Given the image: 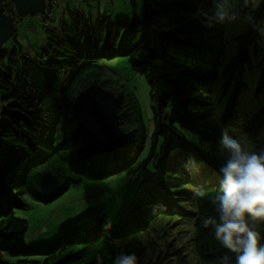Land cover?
<instances>
[{
	"label": "trees",
	"instance_id": "obj_1",
	"mask_svg": "<svg viewBox=\"0 0 264 264\" xmlns=\"http://www.w3.org/2000/svg\"><path fill=\"white\" fill-rule=\"evenodd\" d=\"M3 1L5 13L12 15L18 28V21L26 16L17 13L13 0ZM61 2L52 8L49 3V12L40 17L45 27L42 32L47 35L41 49L27 48L19 41L17 29L0 51V185L14 178L20 164L24 169L21 183L14 189L19 190L16 199L26 195L42 203L83 186L85 178L103 180L150 171L151 180H156L144 185L143 201H131L123 219H112L102 208L90 205L94 209L82 225H65L62 233L49 239L46 234L41 239V235L42 242L33 245L24 240L29 221L17 215L16 209L26 208L18 201L13 214L0 218V264H74L68 255L80 258L79 252L84 257L75 264H115L116 256L129 253L134 245L130 241L137 233L134 225L147 230L177 216L196 220L190 231L185 230L184 242L196 250L202 264H219L217 254H209L219 248L214 229L202 223L203 217L216 215L209 197L219 188L192 187L197 177L191 176L203 175L204 167L199 173L187 167L186 150L189 145V152L195 149L187 137L199 134L208 140L205 150L213 162L206 160L204 166L219 170L224 155L217 136L222 121L214 113L216 107L226 105L237 112L249 89L248 71L258 68L261 72L257 95L264 82V0L256 8H252L256 0L250 8L239 0V13L253 16L238 36L236 51L225 48L224 32L216 20L209 19L212 0H131L130 15L116 13V19L113 6L104 9L107 0ZM118 56L128 57L133 71L147 80L152 123H147L141 102L128 86H117L115 78L100 81L99 85L119 98L117 112L127 141L116 152L96 160L75 133L73 103L79 93L96 84L88 79L106 74L102 60ZM197 109L211 116L200 123L195 114L188 115V110ZM237 128L241 129L237 137L256 149L264 148V106L232 132ZM45 170L63 179L57 196L43 195L38 188V177ZM210 180L216 182L214 177ZM198 187L206 192L204 199L194 197ZM181 195L186 204L177 210ZM3 197L0 206L9 201ZM163 197L167 203H162ZM70 238H83L85 243L67 245ZM54 246L57 251L53 254L42 252L52 251Z\"/></svg>",
	"mask_w": 264,
	"mask_h": 264
},
{
	"label": "clouds",
	"instance_id": "obj_2",
	"mask_svg": "<svg viewBox=\"0 0 264 264\" xmlns=\"http://www.w3.org/2000/svg\"><path fill=\"white\" fill-rule=\"evenodd\" d=\"M58 1L59 0H46L47 8L45 13L42 15H38L37 17L44 16L47 12H49L48 11L49 3L51 4V8H52V5L56 4ZM238 2L239 0H237V3ZM252 2L253 0H242L243 7L250 8L252 6ZM260 2L261 0H256L252 8H256ZM212 3H213V9H212L213 14L209 16V19H214L221 24L226 23L228 21H235L238 19L239 11L237 9L236 3H234L233 0H212ZM3 7L5 13L4 1H3ZM15 10H16V6H15ZM246 19L251 21L252 16L249 14L246 16ZM42 28L43 29L45 28L44 25ZM94 85H99V84H94ZM263 93H264V82H262L260 86L259 95ZM190 113L191 115L195 114L194 119L198 120L200 123L204 122L205 117L211 116L210 113L209 115H205L203 109L202 110L197 109L196 111L188 110L189 116ZM197 113H201L202 115H198ZM214 113L222 121L221 126L219 127L220 132H218L217 136L219 137V135L221 134V137L219 138L221 145V153L222 155H224V157L221 162L222 164L220 165L219 170L215 168L210 169L209 167L204 166V162L206 160L211 161L210 159L207 158L208 150H205V146H206L205 141L208 142V140H205L199 134H189V137H187L188 140L190 141V144H193L195 149L192 148L194 150L193 153L189 152L188 150L189 148H191V145H189L188 150H186L187 157L185 160L187 163H189L187 166L189 170H193L194 173H199L200 168L204 167V169H202L204 171L203 175L199 174V176L198 175L196 176V174H194L195 176H191L193 178L197 177L195 181L192 183V187L214 185L216 186L217 189L219 188L218 191H216L213 195L209 197L212 205L214 206L216 215L206 216L202 218L203 226L204 227L212 226L214 229L215 238L218 240L217 241L219 246L218 250L209 254L210 255L217 254L218 263H219L220 255L222 254L221 252L225 251L226 253H228V255L226 254L223 257V264H264V243H261L260 240L258 239L260 232V225L258 221L264 222V148L256 149L245 138L237 137L236 134L240 133L241 131L240 128H237L236 131L232 132L234 127L236 126L240 127L241 124L249 120L253 114L247 119L238 120L239 110L238 113L237 112L233 113L229 109V107L226 108V105L225 107L217 106ZM108 152H116V151H108ZM87 153L90 154L88 150ZM200 154H202L203 156ZM90 155L93 157V159L95 158L97 160L102 155H104V153L98 156L93 154ZM193 165L195 166L194 169H193ZM2 169H3V164H2ZM2 169H1V174H2ZM23 169H24V165L22 166L20 164V166L17 168L14 174V178L13 179L10 178L5 183L0 185V201L4 199L3 196L8 197L9 199V201H7L6 203H2L0 206V218H4L7 217L9 214H13L15 208H19L18 201H20L22 205H25L26 208L16 209L17 215L21 211H29L32 209L31 203L27 201V196L23 195L19 200H17L16 194L18 193L19 190L14 191V189L21 183ZM45 171H51V170H45ZM58 175L61 177L60 174ZM136 176L138 175H134V176L130 175L128 176V178L136 177ZM168 176L169 175H167L166 178L169 181L171 179V176L169 177ZM213 177L216 179V182L214 183L210 180ZM109 179H113V178H106L103 180H109ZM61 180L63 183L62 177ZM152 180H156V179H152ZM152 180L151 177H147L144 178L139 183V186L136 190L133 199L134 201L136 200V203L143 201V197H142L143 187L145 184L149 183ZM142 184L143 186H141ZM63 185L64 184H62V187ZM62 187L57 192L61 191ZM38 188H39V184H38ZM154 190L156 196V186ZM57 192L52 195L43 194L42 192L41 193L46 196H53L56 195ZM64 192L65 191H63L62 194ZM6 193H9V195H6ZM170 194H174V193H170ZM205 196H206V192L202 188L198 187L194 189L195 198L204 199ZM176 202H179L181 204V207L177 208L178 210L182 207H185L186 199L181 195V197L178 198ZM38 203H42V202H38ZM162 203H167L164 200V197L162 199ZM130 204L128 205L125 212L129 211L128 208ZM162 207L164 210H166L165 206L162 205ZM123 215L124 214H122V217L120 219H123ZM172 219L177 220V222L174 223L176 225L184 223L190 226L191 228L194 227V224L196 222L195 219H191V220L188 219L187 221H184L185 219L177 216V217H169L168 219H164L162 221L157 222L153 227L155 229L150 228L147 230H143V229H139L136 225H134L133 229L137 231V233H135L130 237V241L134 245L131 247V251L129 253L122 251L121 254H118L116 256L115 264H140L142 263V260L139 259L138 256L144 252L149 253V251H152L153 253L156 247H158L159 249L158 251L159 254L161 255V260H162L165 255L166 256L169 255L167 254V248L171 247V245L177 244L180 246V248H183V246L187 245L185 242H183L182 246L180 244L182 241L181 239L184 238L185 236V229L183 230L178 229V231H175L173 235H170L169 228L166 227V225L170 223L165 221ZM82 224L83 223H80V225ZM158 224L161 227H158ZM59 227L62 226L59 225ZM165 228L166 231L164 230ZM57 229L50 234H46V233L38 234L31 240L26 239L25 237L27 233L26 231L24 234V240L29 245L39 244L42 242L39 241L41 235L46 234L47 238L49 239L51 237H54L62 233L64 227L58 233H56ZM161 233L164 234V237L166 239L164 248L163 246L159 245V241H158V239H160ZM91 234L92 236H95L93 233ZM84 240L85 239L83 238L80 239L70 238V240L68 241L66 240V243L67 245H78V244H84L85 243ZM53 250L52 251L47 250L42 252L49 255L53 254L54 252L57 251L55 249V246ZM189 251L192 252L190 253L192 255L191 258L196 260L197 264H202L201 260L198 258L196 254V250L191 246H189ZM162 254L165 255L162 256ZM77 255H79L80 258L84 257L82 252H79V254ZM68 256H69V260L72 261L74 264L80 259L72 255H68Z\"/></svg>",
	"mask_w": 264,
	"mask_h": 264
},
{
	"label": "rangeland",
	"instance_id": "obj_3",
	"mask_svg": "<svg viewBox=\"0 0 264 264\" xmlns=\"http://www.w3.org/2000/svg\"><path fill=\"white\" fill-rule=\"evenodd\" d=\"M131 0H107L103 6L105 10H111V6L115 10L113 16L116 19V13L121 16H127L131 13ZM238 6L240 2L233 0ZM65 0H62L61 4H65ZM76 5V4H75ZM213 9V4H212ZM112 11V15H113ZM248 14L239 13V17L235 21H228L226 23H218L219 28L224 32L225 48L228 51H236L238 46V36L242 34L248 24L246 16ZM251 16L252 13L250 14ZM140 16V14H139ZM44 22L37 16H26L23 21H18L19 32L17 33L19 41L25 43L27 48L34 46L41 49V44H45L46 34H43L42 27ZM32 45V46H31ZM261 47L264 48V33L261 40ZM228 58H232L229 55ZM102 62L105 65L104 71L106 74L103 77L93 76L88 79L92 83L99 84L106 79L115 78L119 84H122L124 89L127 86L135 92L137 98L141 102L145 118L147 123H152V110H151V89L144 75L133 71L130 61L126 56H118L113 60L103 59ZM260 70L258 68L248 71L247 81L249 83V89L246 90L241 97V106L238 107V120H244L254 114L258 109L264 105V93L257 95V87L260 80ZM221 137V134L219 135ZM261 139H264V129L261 132ZM152 172L142 171L136 177H130L126 174H121L113 179L109 180H92L85 178V184L83 186L72 187L68 191H65L55 200L49 203H38L33 198H27V201L31 203L32 209L29 211H21L19 216L25 217L29 221V228L26 233V239L31 240L36 235L41 233L50 234L55 231L58 233L65 228V225L69 227L80 224L88 217V213L92 212L94 208H88L90 205H94L102 208L105 213L112 219L119 220L122 214L125 213L128 205L134 199V195L139 186V183L147 177H150ZM100 205V206H98ZM122 206V208H121ZM117 215H119L117 217ZM65 222L66 224H62ZM166 227L169 228L170 235H173L178 229L191 230V227L186 224L176 225L174 223L177 220H168ZM259 222L260 232L258 239L261 243H264V222ZM158 227H161L158 224ZM155 229V228H153ZM180 230V231H181ZM55 233V232H54ZM169 236V235H168ZM44 235L41 239L45 238ZM174 238V237H172ZM164 234H160L159 245H165ZM181 246L184 242V238L181 239ZM158 244V242H157ZM158 247L149 253H142L138 256L142 260L140 264H197V261L191 258V251L189 246L185 245L180 248L179 245H171L167 248V254L161 260Z\"/></svg>",
	"mask_w": 264,
	"mask_h": 264
},
{
	"label": "water",
	"instance_id": "obj_4",
	"mask_svg": "<svg viewBox=\"0 0 264 264\" xmlns=\"http://www.w3.org/2000/svg\"><path fill=\"white\" fill-rule=\"evenodd\" d=\"M20 16H38L45 13L46 0H13ZM17 32L14 18L4 13L3 0H0V51L6 42ZM1 68V64H0ZM118 98L112 91L99 85L90 86L79 93L73 104V118L76 122L75 133L81 138L85 148L93 155L108 151H117L127 141V135L121 128L118 117ZM2 119L0 118V152ZM2 163L0 162V175ZM39 189L43 194H55L62 187L58 174L44 171L40 174ZM219 263L228 253L221 252Z\"/></svg>",
	"mask_w": 264,
	"mask_h": 264
},
{
	"label": "bare ground",
	"instance_id": "obj_5",
	"mask_svg": "<svg viewBox=\"0 0 264 264\" xmlns=\"http://www.w3.org/2000/svg\"><path fill=\"white\" fill-rule=\"evenodd\" d=\"M91 86H93V85H91ZM88 88H89V87H88ZM88 88H87V89H88ZM84 91H85V90H84ZM81 93H82V92H81ZM104 154H105V153H104Z\"/></svg>",
	"mask_w": 264,
	"mask_h": 264
}]
</instances>
